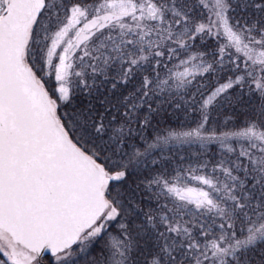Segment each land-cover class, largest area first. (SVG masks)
<instances>
[{"label": "snow or ice", "instance_id": "obj_1", "mask_svg": "<svg viewBox=\"0 0 264 264\" xmlns=\"http://www.w3.org/2000/svg\"><path fill=\"white\" fill-rule=\"evenodd\" d=\"M0 264H264V0H0Z\"/></svg>", "mask_w": 264, "mask_h": 264}]
</instances>
